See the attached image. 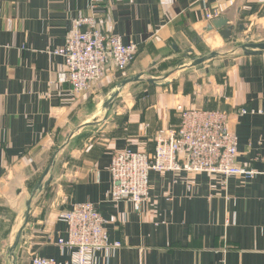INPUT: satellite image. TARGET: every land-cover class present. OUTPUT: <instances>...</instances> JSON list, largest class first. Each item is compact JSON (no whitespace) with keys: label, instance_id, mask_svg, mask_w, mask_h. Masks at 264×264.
<instances>
[{"label":"crops","instance_id":"0c3cea01","mask_svg":"<svg viewBox=\"0 0 264 264\" xmlns=\"http://www.w3.org/2000/svg\"><path fill=\"white\" fill-rule=\"evenodd\" d=\"M89 5L90 0H0V264H30L32 254L70 262L71 252L56 245L67 236L58 215L83 203L95 205L106 220L116 219L105 228L120 247L108 256L97 253L95 264H264V54L229 52L239 39L264 32V0ZM92 14L103 35L137 44L138 51L124 71L108 67L100 81L74 95L63 82L56 52L74 21ZM228 28L230 39L221 35ZM212 51L228 53L210 60L226 59L211 79L195 81L196 71L180 69ZM135 76L158 81L119 88ZM166 76L171 84L160 83ZM184 80L195 86L186 89ZM179 105L225 111L238 165L258 175L151 171L140 213L130 203L112 202V153L152 152L157 132L178 126ZM90 134L95 136L86 138ZM48 168L41 185L51 180L33 195ZM32 195L11 262L10 248Z\"/></svg>","mask_w":264,"mask_h":264},{"label":"built area","instance_id":"2783aa9c","mask_svg":"<svg viewBox=\"0 0 264 264\" xmlns=\"http://www.w3.org/2000/svg\"><path fill=\"white\" fill-rule=\"evenodd\" d=\"M94 4L95 0H90L89 8L93 9ZM137 51V44L123 45L119 37L103 35L92 14L74 21L72 33L65 38L56 55L63 61V82L72 94L78 95L100 81L108 67L124 71L135 60ZM175 111L178 126L159 130L152 152L122 150L112 153L108 167L112 202L130 203L134 211L140 213L148 199L151 171L246 179L258 175L238 165L236 137L228 129V116L224 111L180 105ZM261 113L264 114V110ZM243 114L245 112L240 111V115ZM58 221L66 227L67 236L56 240V245L71 252L70 262L57 263L32 254L30 264H95L97 253L108 256L120 247V243L109 241L105 228L116 222L115 217L104 219L92 203L73 205L58 215Z\"/></svg>","mask_w":264,"mask_h":264},{"label":"water","instance_id":"95a60500","mask_svg":"<svg viewBox=\"0 0 264 264\" xmlns=\"http://www.w3.org/2000/svg\"><path fill=\"white\" fill-rule=\"evenodd\" d=\"M220 24L223 25V27H224V23L223 22H220ZM232 33H233L232 28H228V29H225V31H223L221 35H223V37L226 38V39H230L231 36H232ZM235 50H236V48L235 49H232L229 52H235ZM237 50H239L246 57H248V56H258V55L264 54V43L244 44V45H241L240 47H238ZM227 53H228L227 51L224 52V53H218L216 51H212L208 55H205V56H203V57H201L199 59H196V60L192 61L188 65L182 66L180 69L194 68V67L200 66L203 63H205L207 61H210L211 59H214V58H216L218 56H221V55H226ZM167 77L168 76L163 77L162 79H159V81L165 80V79H167ZM157 81L158 80H156V79L141 80L140 79V76H135V77H132L131 79H128V80L123 81L120 84L119 88H123L124 86H126L129 83L147 82L149 84H155ZM118 91L119 90L117 89L116 93H114L110 97V101L107 104H105V107L107 109L110 107L111 103L116 98V96L118 94ZM51 164L52 163H50V166L49 167H51ZM48 172H49V168L41 176L40 182L37 185V187H36L33 195L36 192L41 191L42 188H43V186L48 185L49 181L51 180L50 178L48 179V181H46V183H44V185H41L43 179L48 175ZM33 195L26 202L25 212L22 215L21 227L18 230V233H17V235L15 237L14 243L12 244V246L10 248V259H11V262L13 261L14 251L17 248V246H18V244L20 242V238H21L22 231L25 228V226L27 225V222H28V219H29V216H30V212H31V202H32V199H33Z\"/></svg>","mask_w":264,"mask_h":264},{"label":"rangeland","instance_id":"374dc122","mask_svg":"<svg viewBox=\"0 0 264 264\" xmlns=\"http://www.w3.org/2000/svg\"><path fill=\"white\" fill-rule=\"evenodd\" d=\"M257 43H264V32H260L259 34H252L251 36H247V38H244V39H239V41H237V43H235V44H233L231 46H232V49H235L236 48V50H237L238 47H240L241 45H244V44H257ZM236 50H235V53L236 54H234L236 56H234V57H239V56H242L243 57V54L239 50H237V51ZM234 57L231 56V58H234ZM231 58H227V59H231ZM221 60L226 61L225 58L224 59H221ZM221 60H212L210 62L207 61V62L203 63L200 66H197V67L192 68V70H190L189 72L191 73L193 71H196V76H194L195 77L194 78L195 81H198V79H204V81H205V79H208V78L211 79L213 77L212 75H214L216 73L215 72L216 66L219 65V63H220L219 61H221ZM157 75H158V77H162L164 75V72H162V71L161 72H158ZM178 75H181V74H178ZM146 79H148V78H146ZM170 81H171L170 78H168V80H166V81L164 80V82L161 81L160 83L161 84H165V83L167 84V83H170ZM183 83H184L186 89H190L193 86H195L191 81H188V80H184ZM220 111H223V110H220ZM228 129H229V127H228ZM94 136L95 135L90 134L89 137H86V138H92ZM190 174H197V173H190Z\"/></svg>","mask_w":264,"mask_h":264}]
</instances>
